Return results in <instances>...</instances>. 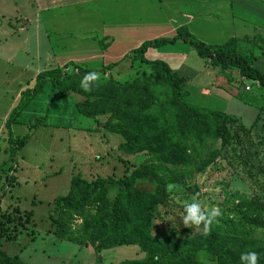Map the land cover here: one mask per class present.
Wrapping results in <instances>:
<instances>
[{"label":"rangeland","instance_id":"obj_1","mask_svg":"<svg viewBox=\"0 0 264 264\" xmlns=\"http://www.w3.org/2000/svg\"><path fill=\"white\" fill-rule=\"evenodd\" d=\"M88 1L94 0H59L58 4H80ZM261 1L264 3V0ZM50 2L51 0H0V87L2 89L0 119L20 86H26L25 90L32 89L35 85V81L31 80L34 74L39 70L47 69L46 65H51L48 68L54 66V59L50 63L46 62L45 53L49 51L50 43H48L47 28L43 25V17L38 11L39 8L50 5ZM258 15L264 20V14L258 12ZM23 21L33 22L31 25L27 24L25 37L19 31L24 27ZM256 27L255 32L249 31L248 34L250 39H255V43L241 42L240 48L243 49V53H246L244 50L248 48L247 45L251 47L253 43L255 45L257 41L259 43L260 37L257 34H261L264 41V28L259 25ZM261 43L263 44L261 50H264V43ZM253 55L257 56V53ZM8 57L12 61L10 59L6 62ZM120 61L122 62L118 65L116 63L115 67L104 71H92L100 73L98 82L84 80L85 86L91 88L88 92L96 94L102 92L108 96L107 102L99 105L102 108L97 109L99 113L94 118H87L79 112L75 105V96L64 90L69 85L68 82L65 81L66 83L57 87L47 77H41L38 81L40 89L35 95L31 93L26 95L25 100L18 101L17 106H14V112L17 113L14 118L27 108H30L28 112L35 111L34 119L32 118L33 125L51 124L56 127L73 128L85 126L84 131L87 132L84 134L86 137H80L75 130H72L69 135L57 133L53 138L41 139L50 133L40 131L33 135V139L29 137L27 139L26 132H23L22 128L15 129L19 136L17 135L16 140L11 142L12 153L17 155L26 139L27 145L13 160L18 162V167L21 169L23 165L25 168L39 166L38 170L30 171L32 175L30 179L19 182V186L18 183L13 184L0 204L1 212H9L13 208H19L22 212L33 211L34 215L27 223H24L25 229L21 227L19 239L17 237L12 242L0 243L6 253L18 255L22 262L27 264H125L145 256L136 245L116 247L105 245L104 249L96 251V247L88 242L83 243L79 248L76 244L59 240L53 233L56 229V219L61 218L64 231L70 236L80 238L83 229L89 227L101 216L102 199L99 195L90 194L78 213L61 212L56 207L54 198L66 195L73 177L79 175L88 181H94L98 177L107 178L114 174L116 178H119L124 173L129 174L149 156L146 150L134 154L120 151L118 147L124 140L123 136L108 131L102 126L109 114L117 110V107L123 106L128 109L127 112L132 113L136 99L134 94L130 91L126 93L130 99L128 103L121 104L115 100V86L132 82L136 78H140L141 83L147 85L146 78L141 74L144 73L147 76L152 74L150 67L145 64L132 63L129 59ZM254 65L261 69L259 61H254ZM73 69V72L77 73L79 67L68 65L59 70L65 76L69 75ZM228 76L232 77L230 82ZM223 80L230 83L237 101L224 102L221 98L216 99L206 95L202 100L194 101L192 98L191 100L186 98V100L193 106L199 105L217 111L229 110L228 112L232 113L236 120H240L247 129L243 131L239 128L238 121V124H230L233 139L225 146H221L219 140H214L210 136L206 140L204 151L205 161L211 160V163L199 173L169 177L167 200L155 210L152 226V236L155 239L193 240L205 235L217 234L222 238H230L237 247L242 246L243 241L251 240L257 241L259 247H264V114L255 119L257 109L264 105V90L256 82L241 78L234 70L232 74L224 75ZM81 81L78 82L80 86ZM5 85L8 88L6 93ZM223 86H225L224 83ZM151 93L163 100L169 95L163 85H155ZM48 115L53 118V123L47 120ZM62 118L70 120L64 122ZM38 134L41 138H37ZM1 144L0 140V146ZM1 158L6 159L4 154ZM71 158V162L74 161L72 165L69 163ZM49 161L51 163H48ZM12 162L9 160L8 164L2 166L0 174L5 169L13 167ZM47 163L50 168L46 167ZM149 164L156 163L149 162ZM169 169V166L164 167V170ZM61 170L63 171L59 179L52 175ZM185 203L199 205L201 212H204L205 208L218 206L222 215L216 218L210 231L206 233L203 223L198 227L191 223L184 224ZM200 260L203 264H214L209 253L202 254Z\"/></svg>","mask_w":264,"mask_h":264},{"label":"trees","instance_id":"obj_2","mask_svg":"<svg viewBox=\"0 0 264 264\" xmlns=\"http://www.w3.org/2000/svg\"><path fill=\"white\" fill-rule=\"evenodd\" d=\"M258 37L264 43L262 37ZM107 40L101 42L103 50L111 42ZM179 40L191 45L201 59L210 66L219 67L224 75L232 74L234 70L241 78L256 82L264 90V71L253 66L256 58L243 53L238 48V40L234 38L220 46H209L196 40L186 27L181 26L173 37L146 41L131 50L123 59L147 65L152 74H141L146 78L147 85H143L140 78H136L132 82L115 86V100L121 104L128 103L130 99L126 93L130 91L134 94L136 99L132 113L127 112L128 109L123 106L117 107L118 112H111L102 126L123 136L124 140L118 147L120 151L134 154L146 150L149 156L129 174L124 173L119 178L114 174L107 178L98 177L94 181H88L79 175L73 177L66 195L54 198L56 207L61 212L78 213L90 194L99 195L102 199L101 216L83 229L80 238L67 234L61 218H58L55 221L54 236L76 244L79 248L88 242L96 247V251L104 249L105 245H136L144 252V258L125 264H203L200 256L204 253L210 254L214 264H250L249 252L258 254L257 264H264V247H259L255 240L243 241L242 246L237 247L230 238H222L217 234L193 240H158L152 236L155 210L168 197L169 177L189 176L204 170L211 163V160L205 161L206 140L212 136L214 140L220 141L221 146L228 145L233 139L230 124H238V120L232 115L189 104L186 100L189 92L185 90V80L166 63L144 58L147 49L174 44ZM260 40L255 45V39L245 38V42H254L253 47L262 49ZM112 67L114 64L107 65L100 71ZM62 68L40 72L36 76L34 87L21 92L20 102L30 93L35 95L40 89L38 81L41 77H47L57 87L68 82L69 85L64 90L75 96V105L79 112L87 118H94L99 113L97 109L102 108L99 105L107 102L108 96L102 92L96 94L85 91L78 84L91 70L79 67L77 73L73 69L69 75L64 76L59 70ZM155 85L166 87L169 95L165 100L151 93ZM14 110L15 108L7 119V124L14 122L17 114ZM262 114L264 105L257 109L255 119ZM238 122L239 128L243 131L247 129L240 120ZM165 166L170 169L164 170ZM11 183L12 187L15 184L13 177ZM4 184L5 181L0 179V193ZM33 215L32 210L22 212L19 208H13L9 212L0 211V243L17 239L21 227L24 228V223ZM0 264L27 263L22 262L18 255H9L0 245Z\"/></svg>","mask_w":264,"mask_h":264},{"label":"crops","instance_id":"obj_3","mask_svg":"<svg viewBox=\"0 0 264 264\" xmlns=\"http://www.w3.org/2000/svg\"><path fill=\"white\" fill-rule=\"evenodd\" d=\"M58 3L59 0H51L50 5L38 9L43 17V25L47 28V38L48 43H50L49 51L45 53L46 62L50 63L54 59V66L48 68L51 65H46L48 66L47 69L39 70L34 74V78L40 72L62 68L70 64L91 71L100 70L110 64H114L115 67L116 63L118 65L122 62L120 60L126 54L138 48L143 42L173 37L181 26L186 27L190 35L196 40L209 46H220L230 39H237L238 48L241 51L243 50L240 48L241 42H245V38H250L248 36L249 31L254 30L255 32L257 25L264 28V20L258 15V12L264 14V3L261 0H94L80 4L59 5ZM32 23L23 21L24 27L20 28L19 31L24 34V37L27 35V24L31 25ZM257 35L262 37L261 34ZM17 37L19 38L20 35L18 34ZM109 38H111V42L103 50L101 42ZM247 46L248 48L244 50L245 54L253 55L256 52L257 56L253 55L256 58L254 61H259L260 70L264 71L263 50L259 47ZM144 58L148 61L166 63L173 72L183 78L185 90L189 92L187 98L190 100L191 98L194 101H197L196 99L202 100L206 95L216 99L221 98L224 102L226 100L228 102L237 101L232 93L233 89L228 83L232 77L228 76V81L224 82V74L220 68L208 65L197 55L191 45L183 41L179 40L174 44L159 48H149L145 52ZM10 59L8 57L6 62ZM254 61L253 66L256 67ZM34 78L31 80L35 81L36 78ZM5 87L6 93L8 88L6 85ZM228 88L229 91H227ZM25 89L26 86H20L13 101L0 119V140L2 142L0 146V169L6 163L8 164L9 160L13 161L14 166L11 167L13 169L11 171L15 185L18 183V186L20 185L19 182L30 179L29 177L32 176L30 171L39 169L38 165L27 168L23 165L21 169L18 167V162L13 160L27 145L28 137L33 139V135L40 131L50 133L42 138L38 134L37 138L40 137L41 139L53 138L54 134L57 133L69 135L72 130H75L80 137H86L84 134H87L84 131L85 126L73 128L70 126L56 127L51 124L33 125L35 111L28 112L30 108L18 114L14 122L7 124V119L14 106H17L18 101H20V94ZM0 90V96H2L1 87ZM0 106L2 105L0 104ZM228 111L222 112L233 115ZM48 119L53 123V118L50 115L47 116ZM69 120L62 118L64 122ZM19 127L22 128L23 132H26L27 139L17 155H14L11 142L16 140L18 134H16L15 129ZM78 128L81 130H77ZM10 153H12V157ZM2 154L6 159L1 158ZM71 161L72 158L69 163L74 164V161ZM48 163L46 167L50 168ZM6 170L9 169H5L0 174L1 180L5 177ZM62 171L52 175L59 179Z\"/></svg>","mask_w":264,"mask_h":264},{"label":"clouds","instance_id":"obj_4","mask_svg":"<svg viewBox=\"0 0 264 264\" xmlns=\"http://www.w3.org/2000/svg\"><path fill=\"white\" fill-rule=\"evenodd\" d=\"M84 80L98 82L100 80L99 72H89L84 76ZM84 80L81 81V87L85 91H90V86H85ZM195 199V197H193ZM184 210L186 215L183 217V222L185 225L192 224L199 226L204 224L205 232L210 231L212 224L216 221V218L221 216V210L218 206H213L211 208H205L204 212H201L199 205L185 203ZM250 264H257L258 254L255 252H249Z\"/></svg>","mask_w":264,"mask_h":264},{"label":"built area","instance_id":"obj_5","mask_svg":"<svg viewBox=\"0 0 264 264\" xmlns=\"http://www.w3.org/2000/svg\"><path fill=\"white\" fill-rule=\"evenodd\" d=\"M11 170H9L6 176L3 178V181H5V184H4V188L2 192L0 193V204H1L2 199L4 198L3 193H7L11 190V185H12L11 180L13 177V172Z\"/></svg>","mask_w":264,"mask_h":264}]
</instances>
